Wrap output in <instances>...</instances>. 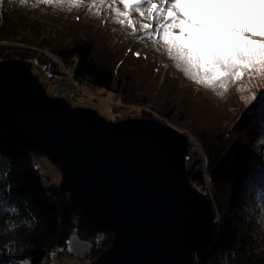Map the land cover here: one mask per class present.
I'll return each instance as SVG.
<instances>
[{
  "label": "trees",
  "instance_id": "trees-1",
  "mask_svg": "<svg viewBox=\"0 0 264 264\" xmlns=\"http://www.w3.org/2000/svg\"><path fill=\"white\" fill-rule=\"evenodd\" d=\"M76 7L83 15V8ZM75 15L76 12L69 14L72 19ZM62 16L56 4L0 0V58L31 63L37 60L39 66L37 49L54 44V51L72 67L78 81L108 90L126 103L154 98L160 80L155 74V59L128 49L133 52L129 61H142L149 70L148 76L137 83L131 66L119 67L126 58H120L116 67L110 61H101L92 39L68 37L65 43H55V36L63 30ZM42 70L49 71L51 77L63 74L53 63ZM176 78L171 74L164 80L169 81V91L181 92L169 94L166 115L175 114L179 103L185 102V108L190 105L198 109L191 115L194 126L200 122L209 125L195 132L207 157V174L193 170L189 176L214 206L216 234L212 243L197 249L193 264H264V227L260 223L264 204V96H259L264 91V76L256 78L253 74L251 80L245 77L230 85L223 96L195 82L209 98V109H213L210 113L201 110L204 103L192 101L191 94L177 85ZM209 91L214 95H207ZM253 94L257 99H250ZM40 154L49 157L11 131L0 129V199L6 207L18 210L0 211V264H46L49 253L69 243L73 234L93 242L94 252L88 257L95 260L112 243V233L76 206L58 184L45 182L37 162ZM9 222L17 227L9 229Z\"/></svg>",
  "mask_w": 264,
  "mask_h": 264
},
{
  "label": "water",
  "instance_id": "water-1",
  "mask_svg": "<svg viewBox=\"0 0 264 264\" xmlns=\"http://www.w3.org/2000/svg\"><path fill=\"white\" fill-rule=\"evenodd\" d=\"M39 148L62 171L60 189L112 233L88 264H193L215 239L210 198L191 181L189 138L153 118L111 120L50 96L32 63L0 59V129ZM79 258L94 252L79 235Z\"/></svg>",
  "mask_w": 264,
  "mask_h": 264
},
{
  "label": "snow or ice",
  "instance_id": "snow-or-ice-1",
  "mask_svg": "<svg viewBox=\"0 0 264 264\" xmlns=\"http://www.w3.org/2000/svg\"><path fill=\"white\" fill-rule=\"evenodd\" d=\"M27 0H19L25 4ZM109 0H92L104 5ZM124 11L114 9L117 22L144 30L163 40L167 55L185 77L223 96L229 86L264 76V0H120ZM46 5L80 6L83 0H37ZM115 4V0H111ZM150 5L153 24L139 23L130 18L132 11L141 12ZM88 7V6H86ZM70 10V8H69ZM175 30V31H174ZM139 55V53H137ZM264 96V91L259 93ZM251 100L257 99L253 94ZM6 175V174H4ZM264 200V197H261ZM0 211L17 213L0 199ZM34 221V217L32 218ZM25 223H30L25 221ZM261 226L264 227V204L261 205ZM16 224L9 222V229ZM78 241H72L70 251L77 252ZM51 255L55 256L56 253ZM22 264H30L28 261Z\"/></svg>",
  "mask_w": 264,
  "mask_h": 264
},
{
  "label": "rangeland",
  "instance_id": "rangeland-1",
  "mask_svg": "<svg viewBox=\"0 0 264 264\" xmlns=\"http://www.w3.org/2000/svg\"><path fill=\"white\" fill-rule=\"evenodd\" d=\"M91 4L92 0H83V3L80 5V7L83 8V15L79 12L80 9L76 6L70 7L66 4L58 5L63 12V16L61 18L63 30L60 34L55 36L54 42L65 43V39L68 37H72L73 40L75 38H79L80 40L84 38L92 39L96 44V55L101 61H110L112 67H116L120 58H126L125 63H122L119 67H123L124 65L131 66V70L134 72L137 83L142 82L148 76L149 70L143 65L142 61L131 63L129 59L133 52L131 53L128 49L132 48V50H137V52L155 59L157 61L158 68V72H155V74L156 77L160 78V80L154 98L148 100V102L151 103L156 110L167 116L169 123L177 130H181V132L187 136H193L200 141V139L196 136V130L201 129L204 126L209 128V125H206L204 122H200L198 126H194V117L191 115L198 112L196 107L188 105L185 108V102L179 103V110H177L175 114L172 116L166 115V106L168 104L169 94H180L181 92H172L171 88L170 92L168 90V87H170L169 81L164 83V80H166L171 74L177 77V85L186 91V93L191 94L192 101L199 100L201 103H204L205 108L201 110H206L208 113L213 111V109H209L211 106L209 98L202 94V90L198 89V86L194 81L185 77L183 72L175 67V61L167 55V49L163 40H158V37L155 34L149 38L145 35L144 30H137L136 32H133L132 27L118 23L114 9L124 11V6L120 0H115L114 5L111 4V0L104 5L97 3L95 6H91ZM149 8L150 5L141 6V12H143V15L136 11L131 12L130 18L133 21H138L137 28H139V23L153 24V20L149 16ZM74 12H76V15L74 19H72L69 14ZM78 16H81L80 20ZM104 16L105 19H103ZM72 20H76V23H73ZM48 47H50L51 50L50 48H47L45 52H41V54L45 56L38 54L40 57L39 66L37 60L32 61V70L39 76V80L44 84L47 92H51L53 90L51 74L49 71L42 70V68H45L47 65L53 63L56 67L63 70V65L66 67L67 65L57 60L58 58L56 57V52L54 51V44H50ZM108 48H112L113 51L110 52ZM145 55L144 57H146ZM68 68L70 72L73 71L71 66ZM96 89L103 94L104 99L87 97L76 105L91 107L108 119L119 120L120 116L118 117L117 111L113 108L111 102H116L120 105L122 100L108 90H104L99 87H96ZM206 93L207 95H214V92L212 91ZM201 103L199 104L203 106ZM190 108L193 109L190 110ZM180 109L183 110L180 111ZM120 119H122V117ZM37 162L39 163V171L44 176L45 182L60 185L59 183L62 180V174L59 167L44 154H40L38 156ZM208 192L210 195L212 194L211 189H209ZM69 249V243L56 246L49 253L50 258H48L46 264H87L89 262L90 259L88 257L79 258ZM54 252L56 255H51ZM59 254L61 255V259L58 258Z\"/></svg>",
  "mask_w": 264,
  "mask_h": 264
},
{
  "label": "built area",
  "instance_id": "built-area-1",
  "mask_svg": "<svg viewBox=\"0 0 264 264\" xmlns=\"http://www.w3.org/2000/svg\"><path fill=\"white\" fill-rule=\"evenodd\" d=\"M50 47L39 48L36 51L38 56L42 55L41 52ZM51 50V48H50ZM57 60L62 62L61 58L56 54ZM3 59V58H0ZM62 70V69H61ZM63 74H58L52 78L53 90L48 92L50 96H60L65 98L71 105L76 106L80 101L87 97H93L96 99H104V96L99 92L95 86L87 82L78 81L72 72L69 71L68 66L63 65ZM113 108L117 111L118 117L120 118H138V117H149L156 119L160 122L171 125L168 121V117L156 110L154 106L149 102H135L125 103L122 102L120 105L116 102H111ZM173 126V125H171ZM174 127V126H173ZM175 128V127H174ZM181 131V130H179ZM189 147L187 154L185 155L186 167L190 170L202 171L207 174V157L203 146L200 141L191 136L189 137ZM201 145V146H200ZM208 190L210 189L207 183Z\"/></svg>",
  "mask_w": 264,
  "mask_h": 264
},
{
  "label": "bare ground",
  "instance_id": "bare-ground-1",
  "mask_svg": "<svg viewBox=\"0 0 264 264\" xmlns=\"http://www.w3.org/2000/svg\"><path fill=\"white\" fill-rule=\"evenodd\" d=\"M41 150V149H40ZM52 161V160H51ZM61 171V170H60ZM61 174H62V171H61ZM62 176V175H61ZM74 235V234H73ZM82 239H84V238H82ZM70 240V239H69ZM84 240H88V239H84ZM69 244H70V242H69ZM196 255H197V250L196 251H194V258L196 257ZM61 256V255H60ZM89 258V257H88ZM91 261H93V260H89V262H91ZM88 262V263H89ZM87 263V264H88Z\"/></svg>",
  "mask_w": 264,
  "mask_h": 264
}]
</instances>
